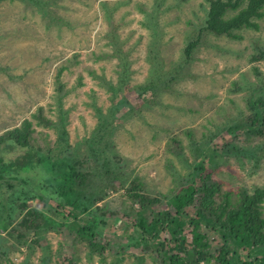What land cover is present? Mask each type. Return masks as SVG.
Wrapping results in <instances>:
<instances>
[{
	"label": "rangeland",
	"instance_id": "1",
	"mask_svg": "<svg viewBox=\"0 0 264 264\" xmlns=\"http://www.w3.org/2000/svg\"><path fill=\"white\" fill-rule=\"evenodd\" d=\"M40 2L5 0L0 4V134L28 119L34 122L39 144L55 145L56 128L39 125L32 117L43 107V117L58 125L65 115L69 152L84 157L91 153L87 143L100 123L97 108L107 116L123 97L129 103L123 113L129 107L132 113L114 122L117 127L110 141L129 163L128 171L140 175L151 197L159 192L168 194L173 188V177L166 168L169 162L174 164L173 173L191 164L190 131L196 141L214 142L205 150V161L211 156L218 158L214 178L222 183L224 193L235 198L242 190L250 195L264 190L262 138H239L235 144L248 150L239 156L218 152L231 142L222 136L226 125L240 119L241 112H249L246 100L260 89L264 98V60H253L260 49L264 51V17L258 30L244 29L238 40L203 34L200 46L187 60L184 50L189 40L199 36L207 0ZM106 4L113 10L109 17L104 12ZM110 26L121 37V49L109 45ZM125 62H129L125 76L129 85L114 102L110 86L120 85ZM62 67L67 68L62 72L61 108L55 77ZM144 84L153 89L149 107L136 91ZM173 138L183 143L188 161H181L170 150ZM211 148L215 151L210 153ZM106 196L100 205L116 219L118 233H134L130 226L120 231L119 222L138 205L119 183L107 190ZM24 216L26 210L19 209L8 230L0 232V264H60L61 258L69 264H113L118 260L117 252L105 258L91 254L83 240H75L70 249V230L61 225L67 223L61 219L62 227L46 226L36 235L18 227ZM70 224L66 225L70 228ZM17 229L23 231V240ZM214 239L212 235L211 242ZM152 252L139 254L136 249L124 255L121 264H138L136 256L144 257L143 264H161ZM201 264L217 263L211 259Z\"/></svg>",
	"mask_w": 264,
	"mask_h": 264
},
{
	"label": "trees",
	"instance_id": "2",
	"mask_svg": "<svg viewBox=\"0 0 264 264\" xmlns=\"http://www.w3.org/2000/svg\"><path fill=\"white\" fill-rule=\"evenodd\" d=\"M4 1L0 0V4ZM31 1L41 3L40 0ZM207 1L209 6L199 36L189 40L184 50L187 60L200 46L203 34L238 40L241 39L240 31L258 30L259 21L264 17V0H247L243 7L244 0ZM108 8L106 4L104 12L109 17L113 10ZM107 34L111 39L109 45L121 49L122 40L116 28L114 31L110 26ZM253 60H264V51L260 49ZM66 68L62 67L55 77L58 85L56 97L61 108L62 72ZM128 71L129 62H125L120 85L110 86L114 102L129 85V79L125 78ZM152 90L149 84L136 87L148 107L154 95ZM259 92L246 100L249 112H241V118L223 130L222 136L231 139L218 151L223 156L229 152L237 156L248 152L235 144L239 138L247 141L257 136L264 143L263 90ZM122 98L109 109L107 116L97 108L100 123L87 143L91 153L84 157L69 152L71 146L65 115L61 116L58 125L43 117V107L32 117L39 121V125L56 128L58 139L55 145L39 144L34 135V122L28 119L20 127L0 134V232L8 230L14 214L24 209L26 216L18 227L39 235L46 226H63L70 230L67 231L70 249L75 240H83L93 255L97 253L105 258L108 253L117 252L118 260L113 264H121L124 255L134 253L136 249L139 254L153 250L161 264H201L202 261L209 263L211 259L217 264H264V190H256L252 195L242 190L235 198L229 192L224 193L222 183L214 178L218 158L211 156L205 161V150L214 142L210 139L196 141L190 131L194 150L193 160L189 159L191 164L182 172L173 173L174 164L169 162L166 168L173 177V188L168 194L159 192L151 197L140 175L135 170L128 171L129 163L110 141L117 127L114 122L124 114L132 113L131 107L123 113L122 108H127L129 103ZM171 141L172 153L181 161H188L181 140L173 138ZM213 149L208 150L211 153L215 151ZM118 183L124 187L130 201L138 205L137 209L132 207L124 214L127 219L119 222L120 231L130 226L134 233L119 234L116 219L100 205L108 199L107 190L115 189ZM60 219L71 222L70 228L67 223L61 226ZM18 229V237L23 240V231ZM117 235L124 240H115ZM212 235L216 239L211 242ZM136 259L138 264L144 263V257L136 256ZM67 263V259L61 258L60 264Z\"/></svg>",
	"mask_w": 264,
	"mask_h": 264
}]
</instances>
